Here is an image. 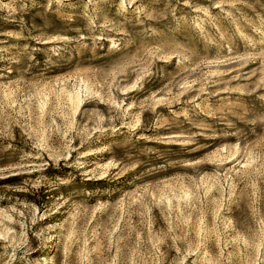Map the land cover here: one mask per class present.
Instances as JSON below:
<instances>
[{"label":"rangeland","instance_id":"rangeland-1","mask_svg":"<svg viewBox=\"0 0 264 264\" xmlns=\"http://www.w3.org/2000/svg\"><path fill=\"white\" fill-rule=\"evenodd\" d=\"M0 264H264V0H0Z\"/></svg>","mask_w":264,"mask_h":264}]
</instances>
